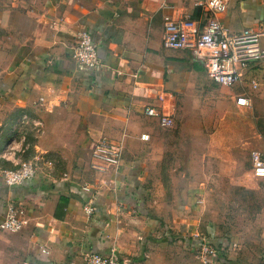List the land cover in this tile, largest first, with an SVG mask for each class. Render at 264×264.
Wrapping results in <instances>:
<instances>
[{"label":"crops","instance_id":"1","mask_svg":"<svg viewBox=\"0 0 264 264\" xmlns=\"http://www.w3.org/2000/svg\"><path fill=\"white\" fill-rule=\"evenodd\" d=\"M202 1L0 0V224L8 201L26 212L20 231L0 229V264H84L87 253L112 248L123 264H194L167 249L174 243L198 250L200 230L216 249L214 264H264L263 181L253 175L260 184L254 196L262 198L253 231L242 238L221 234L215 217L200 220L198 189L177 184L187 179L172 175L176 185L165 184L172 144L157 117L146 113L148 107L171 112L183 131L200 120L195 132L201 133L213 124L212 111L222 112L217 100L221 119L232 105L247 108L236 98L258 84L250 77L257 65L242 70L236 85L244 89L218 98L216 89L225 86L209 78L193 47L163 44L165 15L183 20L188 37L202 30L212 15ZM219 17L233 32L264 31V0H229ZM80 31L98 46L95 69L73 58ZM102 138L123 151L120 167L107 165L105 173L93 156ZM34 156L43 161L33 178L12 187L2 182V170Z\"/></svg>","mask_w":264,"mask_h":264},{"label":"rangeland","instance_id":"2","mask_svg":"<svg viewBox=\"0 0 264 264\" xmlns=\"http://www.w3.org/2000/svg\"><path fill=\"white\" fill-rule=\"evenodd\" d=\"M255 69L256 73L250 74V77L258 80V84L250 89V105L247 108L238 109L232 105L230 115L221 119L223 105L217 100L216 105H220L222 112L218 117V111H212L216 118L213 124L201 127L203 132H195L201 126L200 120L197 123L195 119L191 120V116L188 118L192 125L184 131L178 128L175 117V126L166 130L169 133L167 141L172 145L164 160V174L169 176L165 184L169 189L176 185L172 175L187 179L186 183L177 184L194 187L201 193L198 194V205L202 208L198 209L200 220L206 221L213 216L219 221L221 234L230 233L239 238L253 231L262 212V198L254 196L255 185L260 184L253 176L251 153L259 151L264 154V60ZM241 87H219L216 94L218 98L221 94L233 97L242 90ZM246 88L249 89V86L246 85ZM26 123L22 122L20 126L25 125L26 129ZM181 217L182 222L189 223V214H182ZM195 236L201 242L207 241L204 230ZM183 248L173 243L168 246L167 253L182 251L186 262L204 264L197 249L191 253Z\"/></svg>","mask_w":264,"mask_h":264},{"label":"built area","instance_id":"3","mask_svg":"<svg viewBox=\"0 0 264 264\" xmlns=\"http://www.w3.org/2000/svg\"><path fill=\"white\" fill-rule=\"evenodd\" d=\"M200 4L212 13L202 30L194 31L196 36L188 37L184 31L183 20H176L170 15H165L163 44L166 48L176 50L193 47L202 57L209 78L218 85L233 87L242 81L243 69L254 68L264 59V47L261 43L264 31L253 26H248L240 32L230 30L219 17L227 10L229 0H204ZM73 58L90 69H95L100 65L98 46L87 31H80L77 34ZM256 86L257 84H254V87ZM236 103L247 107L250 105V98L245 94L239 95L236 98ZM146 113L149 116L157 117L160 126L165 129H170L175 124L171 112H160L154 107H148ZM28 121L29 119L24 116L22 122L28 123ZM142 137L145 138L146 135L144 134ZM15 144L16 142L9 143L5 151L14 148ZM122 155L123 151L119 145L106 138L99 139L93 148V156L99 161L95 164V168L101 173L107 172V165H113L115 169H118ZM42 161V157L34 156L21 161L15 168L2 170V182L9 187L23 184L36 175ZM251 163L253 174L263 181L264 189V154L253 151ZM86 211L91 214L93 207L89 206ZM25 216L26 212L22 206L8 201L5 218L0 224V229L11 232L20 231L25 224ZM198 252L204 264H214L211 256L215 255L216 249L210 243L202 242ZM123 263L124 260L116 248H112L108 253H87L84 259V264ZM23 264L35 263L25 261Z\"/></svg>","mask_w":264,"mask_h":264}]
</instances>
